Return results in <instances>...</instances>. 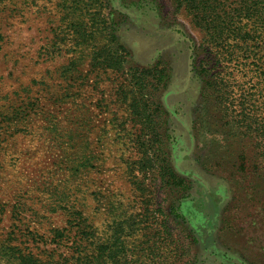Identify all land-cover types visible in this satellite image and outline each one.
Listing matches in <instances>:
<instances>
[{
    "label": "rangeland",
    "instance_id": "374dc122",
    "mask_svg": "<svg viewBox=\"0 0 264 264\" xmlns=\"http://www.w3.org/2000/svg\"><path fill=\"white\" fill-rule=\"evenodd\" d=\"M202 39L176 0H0V264L84 228L100 264H264V75L204 74Z\"/></svg>",
    "mask_w": 264,
    "mask_h": 264
},
{
    "label": "trees",
    "instance_id": "16d2710c",
    "mask_svg": "<svg viewBox=\"0 0 264 264\" xmlns=\"http://www.w3.org/2000/svg\"><path fill=\"white\" fill-rule=\"evenodd\" d=\"M176 3L178 9L184 8L192 15L203 34V39L196 44L195 50L196 53L202 50L207 54V60L202 65L204 74L211 73L207 68L213 65V69L222 71L221 74L226 69H231L239 73L264 75V0H176ZM105 62L108 67H121L118 57L117 60L115 57L110 60L107 58ZM134 77L135 86L147 87L137 73ZM217 78L223 82L222 75ZM256 78L252 76L249 82L254 86L263 84L262 79ZM157 82L151 87H160L161 79L158 78ZM154 105L155 109L150 113L147 110L140 119V131L146 132L147 136H142L141 139L145 141L148 138L146 144L150 147L161 141L158 120L154 116L158 106ZM84 233H87L86 228L82 230V251L73 264H100L96 257H91L88 253L87 246H83L84 242H93L89 239L85 241ZM79 243L80 241L74 242L78 246Z\"/></svg>",
    "mask_w": 264,
    "mask_h": 264
}]
</instances>
